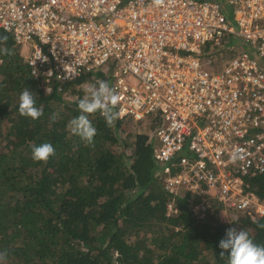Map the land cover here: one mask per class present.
<instances>
[{
	"label": "built area",
	"instance_id": "obj_1",
	"mask_svg": "<svg viewBox=\"0 0 264 264\" xmlns=\"http://www.w3.org/2000/svg\"><path fill=\"white\" fill-rule=\"evenodd\" d=\"M0 31L43 82L110 70L120 115L152 124L168 191L264 214L245 188L264 172V0H0ZM226 40L233 56L204 54Z\"/></svg>",
	"mask_w": 264,
	"mask_h": 264
},
{
	"label": "trees",
	"instance_id": "obj_2",
	"mask_svg": "<svg viewBox=\"0 0 264 264\" xmlns=\"http://www.w3.org/2000/svg\"><path fill=\"white\" fill-rule=\"evenodd\" d=\"M225 11L232 19L227 4ZM4 36L0 253L5 259L0 264H228V255L222 257L218 245L233 226L264 246V214L254 217V206L240 211L210 198V211L203 194H174L165 188L163 163L154 159V143L148 129L140 128L142 121L120 115L109 126L97 112L89 115L97 129L91 145L72 134L69 122L81 114L78 102L85 95L84 89H77L101 73L43 82L31 73L13 35L0 31V38ZM25 89L43 109L39 119L19 113ZM134 121L138 128L131 140ZM42 143L55 148L47 163L32 158L31 145ZM245 179V188L264 201V172ZM226 208L232 212L228 220Z\"/></svg>",
	"mask_w": 264,
	"mask_h": 264
},
{
	"label": "clouds",
	"instance_id": "obj_3",
	"mask_svg": "<svg viewBox=\"0 0 264 264\" xmlns=\"http://www.w3.org/2000/svg\"><path fill=\"white\" fill-rule=\"evenodd\" d=\"M160 4L162 0H155ZM3 42L8 37L4 36ZM85 95L78 102L80 115L69 122L72 134L77 135L86 144L91 145L97 134V129L89 119V115L99 112L112 126L119 118L120 113L115 111L119 104V96L108 83L101 81L99 87L89 86L84 88ZM50 89H46V94ZM19 113L22 116L30 117L33 120L39 119L43 115V109L36 107L33 92L25 89L19 97ZM32 158L35 161L48 162L51 156L55 155V148L51 143L31 145ZM225 216V214L223 213ZM231 222V221H230ZM220 255H228V264H264V246H260L250 238L249 233L237 227H229L225 230V236L219 241ZM5 259V254L0 253V261Z\"/></svg>",
	"mask_w": 264,
	"mask_h": 264
},
{
	"label": "rangeland",
	"instance_id": "obj_4",
	"mask_svg": "<svg viewBox=\"0 0 264 264\" xmlns=\"http://www.w3.org/2000/svg\"><path fill=\"white\" fill-rule=\"evenodd\" d=\"M229 6H230V5H229ZM230 8H231V6H230ZM209 45H210V50H212V51H205L204 54H206L207 56H213L215 59H220L221 56H222V57H225V58H228V57H231V56L234 55V51L231 50V49H229V46H228V45H229V42H228L227 40H226V41L224 42V44H222V46L220 47V48L223 50L222 55L218 54L217 52L215 53V51H217V50H215V48L218 47V46L213 45V44H209ZM21 52H22V51H21ZM98 71H99V73H101V75L93 74V76H92V80L90 81V84H88V85H86V84H84V85H80V88H78L77 91H78V90H79V91H82L85 87H89V86L99 87V83H100L101 81L108 83V85L110 86V82H111L112 79H113L110 70H106V68H101V69L96 70V72H98ZM130 79H131V80H134L133 76H131ZM110 80H111V81H110ZM74 87H76V86L73 85V86H72V89H73ZM65 95H66V97H67L68 99H71V98H72L71 95H68V94H65ZM137 123H138V122L134 121L133 124L131 125L130 130H131V129H132V130H131V132H130L129 135H128V137H129L128 139H131V140L134 139V137H135V132H134V131L138 128ZM139 124H140V123H139ZM141 124H142V127H140L141 129H142V128H143V129H148L149 126H152V124H150V123H144V122H142ZM149 131H150V130H149ZM202 198H203V199H206V200H209L211 197H209V196H205V197H203V196H202ZM211 199H212V198H211ZM209 202H210V201H209ZM263 202H264V201H263ZM198 206H199V205H198ZM206 206H207V205H206ZM207 208H208V206H207ZM210 211H213V207L210 209ZM231 215H232L231 210H229L228 208H226L224 220H228V219H230V216H231ZM252 215H253L254 217L261 216L259 212H256V207H255V211H254V210L252 211Z\"/></svg>",
	"mask_w": 264,
	"mask_h": 264
}]
</instances>
